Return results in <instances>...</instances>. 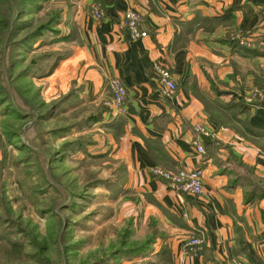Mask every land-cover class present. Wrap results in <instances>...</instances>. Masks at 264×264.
<instances>
[{"label": "crops", "instance_id": "crops-1", "mask_svg": "<svg viewBox=\"0 0 264 264\" xmlns=\"http://www.w3.org/2000/svg\"><path fill=\"white\" fill-rule=\"evenodd\" d=\"M79 2L73 22L81 44L60 68L68 71L63 92H78L79 109L96 115V147L126 165V188L138 197L116 202L118 219L143 212L144 224H158V245L170 248L175 264H250L247 244L264 260V198L245 196L264 182V102L250 94L264 68L260 0ZM95 8L106 17L95 18ZM129 9L142 14L146 36L131 38ZM237 31L246 50L227 41ZM158 63L177 82L173 96L164 94ZM113 76L128 90L119 114L103 105ZM198 125L213 133L201 137L204 154L193 142ZM154 167L202 168L204 194H179L152 174ZM191 236L204 240L196 252L185 246Z\"/></svg>", "mask_w": 264, "mask_h": 264}, {"label": "rangeland", "instance_id": "rangeland-1", "mask_svg": "<svg viewBox=\"0 0 264 264\" xmlns=\"http://www.w3.org/2000/svg\"><path fill=\"white\" fill-rule=\"evenodd\" d=\"M79 1L0 0V264H175L158 224L116 216L138 197L126 165L96 147L78 92H63ZM253 92L264 102V68Z\"/></svg>", "mask_w": 264, "mask_h": 264}, {"label": "built area", "instance_id": "built-area-1", "mask_svg": "<svg viewBox=\"0 0 264 264\" xmlns=\"http://www.w3.org/2000/svg\"><path fill=\"white\" fill-rule=\"evenodd\" d=\"M260 10L264 12V0H260ZM93 16L98 20L104 19L106 13L100 8L93 10ZM124 22L129 30L130 36L133 39H138L147 35L146 31L141 28L142 14L135 9H129L124 14ZM235 39L240 45H249L247 38L241 33L236 34ZM155 73L159 78L160 84L164 87L166 96H173L177 89V82L165 64H155ZM108 97L104 100L105 108L113 111L115 114L123 113L126 110V101L128 90L123 81L118 77H110L107 81ZM255 92L251 97H255ZM199 136L194 139V145L199 154L205 153V146L202 142V136L211 137L213 133L207 127L198 125L196 128ZM152 174L162 180L181 195L201 196L204 194V170L200 167H184L177 172H172L161 167H154ZM204 240L200 237L191 236L185 241V246L188 249L196 252L202 246Z\"/></svg>", "mask_w": 264, "mask_h": 264}, {"label": "trees", "instance_id": "trees-1", "mask_svg": "<svg viewBox=\"0 0 264 264\" xmlns=\"http://www.w3.org/2000/svg\"><path fill=\"white\" fill-rule=\"evenodd\" d=\"M227 41L230 43V45L234 48H238V49H242V50H246L248 46L245 45H240L238 43V41L233 38V37H229L227 39ZM264 182L260 185L257 186H253L250 191L246 192L245 196L247 198L248 201H251L255 198H264ZM262 213V218L264 220V209L261 211ZM244 252H245V257L247 258V261L250 264H263L260 257L258 255H256L254 249L251 247V245L247 244L245 245V247H243ZM139 251V250H136ZM143 251V249H142ZM169 250H164L161 254L162 255H169Z\"/></svg>", "mask_w": 264, "mask_h": 264}]
</instances>
